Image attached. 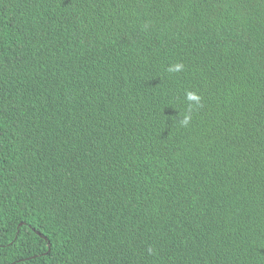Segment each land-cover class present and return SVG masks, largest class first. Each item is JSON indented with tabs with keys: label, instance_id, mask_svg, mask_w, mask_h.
Listing matches in <instances>:
<instances>
[{
	"label": "trees",
	"instance_id": "obj_1",
	"mask_svg": "<svg viewBox=\"0 0 264 264\" xmlns=\"http://www.w3.org/2000/svg\"><path fill=\"white\" fill-rule=\"evenodd\" d=\"M0 264H264V0H0Z\"/></svg>",
	"mask_w": 264,
	"mask_h": 264
},
{
	"label": "clouds",
	"instance_id": "obj_2",
	"mask_svg": "<svg viewBox=\"0 0 264 264\" xmlns=\"http://www.w3.org/2000/svg\"><path fill=\"white\" fill-rule=\"evenodd\" d=\"M185 65L182 62H175L168 65L166 68V71L168 73H179L184 71ZM185 99L188 102V111L186 114L182 115L179 118V123L181 126H187L191 121V111L195 106H198L201 102V96L196 92L192 90H186L185 92ZM180 115V114H179ZM152 249H149V252L151 253Z\"/></svg>",
	"mask_w": 264,
	"mask_h": 264
}]
</instances>
